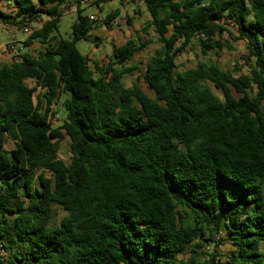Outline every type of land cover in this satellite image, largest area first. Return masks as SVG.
<instances>
[{
  "label": "trees",
  "instance_id": "1",
  "mask_svg": "<svg viewBox=\"0 0 264 264\" xmlns=\"http://www.w3.org/2000/svg\"><path fill=\"white\" fill-rule=\"evenodd\" d=\"M5 1L15 13L0 8L1 24L47 20L22 42L42 53L0 65V264H264V0H139L151 18L142 33L160 44L143 74L153 97L123 83L151 40L92 68L77 46L96 24L83 9L71 39L54 43L77 0ZM224 32L245 43L249 75L177 64L194 47L234 50ZM222 234L228 257L206 254Z\"/></svg>",
  "mask_w": 264,
  "mask_h": 264
},
{
  "label": "rangeland",
  "instance_id": "2",
  "mask_svg": "<svg viewBox=\"0 0 264 264\" xmlns=\"http://www.w3.org/2000/svg\"><path fill=\"white\" fill-rule=\"evenodd\" d=\"M1 6V5H0ZM11 4L9 2H2L3 9L10 13ZM84 10V14L88 13V10ZM118 10L119 15L116 18L126 20V23H122L119 28H112L106 26L103 23H97L93 27V31L90 32L89 38L87 40H81L77 43V46L83 55H87L93 63L107 64L110 62L114 46H122L127 43L128 40L132 39L137 41L141 38L143 41L151 40L152 44L147 46L142 52L135 54L132 60L126 63V66L133 68V72L129 75H125L123 78V83L126 87L132 88L133 85H138L148 96L153 97L152 92L148 89L147 85L143 81V74L146 71V64L151 60L153 54L160 48V44L157 41V37L154 33L150 35H143L142 28L145 23L150 20L149 13L145 9L142 3H132L130 0H106L103 3L100 10H97L104 18L110 13ZM95 12V10H93ZM64 16L61 19L59 26V35L62 39H71L72 35V25L76 21V14L72 13L69 8L66 7L64 11ZM129 19H132L131 25L128 24ZM44 17L37 19L30 27L35 31L39 29L45 23ZM3 24L0 23V45L7 44H20L25 42L26 38L23 34V30L10 24H6V28H3ZM230 31H234V27H227ZM118 29V30H117ZM117 30V31H114ZM95 31V32H94ZM90 36L98 37L96 43L90 40ZM223 39L230 42L234 50L224 49L223 51H211L207 56L200 52V49L194 47L192 50H187V52L181 53L178 56L177 64L183 68H190L195 66L199 62H206L209 64H216L224 71H231L235 77L249 75V69L244 65L242 59L243 55L247 54L246 46L243 41L232 42L229 35L224 32ZM39 43L33 42L29 47H27L22 54L31 49L34 55L38 54ZM23 45V44H22ZM21 54V55H22ZM19 55H16L18 59ZM3 65V63H0ZM240 69V70H238ZM29 86L34 84L28 81ZM215 93H218L214 88H212ZM39 92V91H38ZM37 92V93H38ZM219 94V93H218ZM236 95V93H235ZM41 96V95H40ZM68 97L64 95L61 97V101L57 106H55L54 112L57 113L58 120L54 123V127H59L62 125V121L65 118V110L63 107V101ZM45 108V101L43 99L42 109ZM12 146L9 144L6 149H11ZM59 158L63 160L66 164L70 162V141L65 138L61 145L59 151ZM48 177H51L50 173H46ZM57 213V222L63 217V210L59 207H54ZM224 235H219L216 239L217 243H209V249H203L206 254L217 253L221 255L222 259H226L231 251V246L227 242H220L221 237ZM187 258V254H182L180 258Z\"/></svg>",
  "mask_w": 264,
  "mask_h": 264
},
{
  "label": "built area",
  "instance_id": "3",
  "mask_svg": "<svg viewBox=\"0 0 264 264\" xmlns=\"http://www.w3.org/2000/svg\"><path fill=\"white\" fill-rule=\"evenodd\" d=\"M100 0H77L76 3H74L69 10H71L72 13H75L77 14L78 13V10L80 9H86V8H89L91 6H96V4L99 2ZM138 2V1H137ZM96 10L95 12H91V13H88L87 14V18L88 20L91 22V23H103L105 18L99 14L97 12L98 8L95 7ZM122 23H126V20H122V19H119V18H115L113 20L110 21L109 23V26L112 27V28H119ZM3 28H6V25L3 24ZM23 30V34L26 38L30 37L33 33V31L31 30V28L29 26H25L22 28ZM5 51H7L8 53H10L11 55H21L22 52L26 49V47L24 45H22V43L20 44H7L5 47H4ZM58 116L54 117L52 119V123H53V126H54V123L58 120ZM219 236V235H218ZM216 236V239L217 237ZM205 249H209V245H207L205 247Z\"/></svg>",
  "mask_w": 264,
  "mask_h": 264
},
{
  "label": "crops",
  "instance_id": "4",
  "mask_svg": "<svg viewBox=\"0 0 264 264\" xmlns=\"http://www.w3.org/2000/svg\"><path fill=\"white\" fill-rule=\"evenodd\" d=\"M71 1H74L75 2V0H71ZM2 2H7V1H5V0H3ZM2 2L0 3V8L2 9V10H4L3 9V7H2ZM9 2V1H8ZM73 2V3H74ZM100 2V1H99ZM138 2L139 3H142L141 1H139L138 0ZM138 2H136V3H138ZM9 4H11V12L10 13H15V5H14V3L13 2H9ZM143 4V3H142ZM73 5V4H72ZM102 5H103V3H101L99 6H98V3L96 4V6H91V7H89V8H86L85 10H88V13H91V12H93V10H96V8L95 7H97L98 8V10H99V8H101L102 7ZM5 11V10H4ZM88 13H86L85 15H87ZM44 19L45 20H47L46 19V17H44ZM62 19V18H61ZM132 20V19H131ZM150 20H151V18H150ZM149 20V21H150ZM148 21V22H149ZM35 22V21H34ZM33 22V23H34ZM147 22V23H148ZM61 23V22H60ZM146 24V23H145ZM6 25V24H5ZM60 26V25H59ZM30 27V26H29ZM42 27V26H41ZM40 27V28H41ZM31 28V27H30ZM39 28V29H40ZM31 30L34 32V30L31 28ZM38 30V29H37ZM118 30V29H117ZM117 30H114V31H117ZM93 31V30H92ZM95 32V31H94ZM151 33H154L153 32V30H150L149 32H148V34H145V35H150ZM143 35H144V33H143ZM53 36L55 37V40H54V43H57L60 39H61V37H60V35H59V33H54L53 34ZM156 36V35H155ZM29 38V37H28ZM89 38V37H88ZM96 39H98V37H95V36H90V40L93 42V43H96ZM131 40V39H130ZM129 41V40H128ZM127 41V42H128ZM39 43V42H38ZM33 44V43H32ZM5 45V44H4ZM4 45H0V63H3V64H10V63H12L13 62V60L16 58V56L15 55H11L10 53H8L7 51H5V49L3 48V46ZM39 45V51H38V54L37 55H34L33 53H32V51H30L31 49L29 48V51H27L32 57H36V56H38L40 53H42L44 50H45V46L44 45H42L41 43H39L38 44ZM29 47V46H28ZM114 47H117V46H114ZM27 48V47H26ZM95 63H93V65H94ZM90 65H91V67H92V62H91V60H90ZM93 68V67H92Z\"/></svg>",
  "mask_w": 264,
  "mask_h": 264
}]
</instances>
